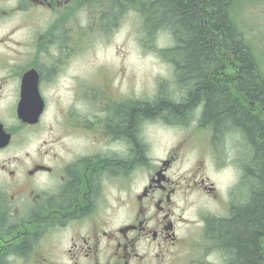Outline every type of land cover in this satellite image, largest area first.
Masks as SVG:
<instances>
[{
    "label": "flooded vegetation",
    "instance_id": "flooded-vegetation-1",
    "mask_svg": "<svg viewBox=\"0 0 264 264\" xmlns=\"http://www.w3.org/2000/svg\"><path fill=\"white\" fill-rule=\"evenodd\" d=\"M113 1L0 0V264H165L170 256L175 264H207L211 247L202 242L191 240L201 252L194 260L183 252L197 234L189 198L198 194L221 206L199 212L207 227L230 219L235 205L249 197L250 192L239 196L251 174L244 130L218 134L212 124L191 126L202 121L201 106L183 119L152 115L143 120L170 125L175 119L188 127L163 156L153 158L140 124L142 153L135 158L133 142L118 126V115L133 101L87 96L78 78L73 96L66 94L71 54L85 50L86 8ZM237 72L235 98L245 107L264 104L241 89L243 65ZM229 74L223 63L218 75L228 86L234 82ZM38 94L44 115L56 105L45 127L44 115L33 120ZM189 151L196 156L182 171L177 164ZM226 168L237 191L231 185L221 190ZM223 254L217 264L227 263Z\"/></svg>",
    "mask_w": 264,
    "mask_h": 264
},
{
    "label": "trees",
    "instance_id": "trees-1",
    "mask_svg": "<svg viewBox=\"0 0 264 264\" xmlns=\"http://www.w3.org/2000/svg\"><path fill=\"white\" fill-rule=\"evenodd\" d=\"M104 10L132 6L145 13V34L151 40L162 32L174 42L171 47L158 49L165 60L178 69L181 95L149 103H134L118 115V126L133 142V155L142 149L137 143L141 121L152 115L185 118L203 107L202 122L219 129L235 126L246 133L252 144L249 197L235 205L230 219L210 225L207 234L226 253V264H264V121L235 98L218 72L223 60L215 49L231 51L243 65L240 87L246 96L264 101V81L257 73L256 61L249 48L245 49L230 24L231 0H117ZM167 90L162 92L165 95ZM261 99V101H260ZM262 105V103H261ZM249 180L247 183H249Z\"/></svg>",
    "mask_w": 264,
    "mask_h": 264
},
{
    "label": "rangeland",
    "instance_id": "rangeland-1",
    "mask_svg": "<svg viewBox=\"0 0 264 264\" xmlns=\"http://www.w3.org/2000/svg\"><path fill=\"white\" fill-rule=\"evenodd\" d=\"M230 13H232V20L230 19ZM23 15L30 14L25 13ZM95 15L98 14L94 9L87 8L85 16H82L83 19H86V33L89 35H86L84 52L73 53L69 59V79L63 80V83L68 86L69 93H66L67 95L73 96L76 78L79 80V85L82 86L80 81L85 76L89 80H86V82L101 81L104 84L103 97L110 94L117 97L129 96L137 99L155 96L159 93L160 82L166 83L167 92L163 97L166 96L174 101L173 93L177 96L181 95L182 86L178 82H174L172 66L164 62L155 53L145 51L146 48L141 44L142 35L137 33V17H133L129 13L114 31L111 30L107 33L105 32L107 30H99L100 26L96 22L97 18H95L97 23L95 25L91 19ZM228 16L230 24L234 25V34L238 35L243 47L245 49L249 48L251 51L260 69L258 75L264 81V0H231ZM89 22L94 24H88ZM150 42L148 41V43ZM154 44L158 47H165L171 45L172 41L168 33H161ZM64 88L66 87L63 85L61 91H64ZM83 89L85 95L92 94L87 87L83 86ZM82 102H78L79 107L83 105ZM55 106L54 104L50 105L49 114L53 112ZM44 117L43 127L48 121V113ZM140 124H142L143 131L149 134L153 158L163 156L179 134L183 133L182 128L185 126L180 124L164 125L158 119L148 120L147 122L142 120ZM191 126H195V123H191ZM247 148V151L243 150V154L245 159L252 165L251 150L253 148L250 142L249 145L247 144ZM194 154L195 152L191 154L192 156L189 155L187 161L178 164L177 167L181 170L188 169L194 161ZM223 172L224 177L221 187L225 191L227 185L233 181V175L230 168L225 169ZM254 184L256 183L249 180V183L239 191V196L242 198L246 192H249L250 185ZM190 201L193 202L191 210L188 211L191 217L194 216V211L217 208L216 203L199 195H193ZM197 219H199V216ZM197 229L202 234L200 224L197 225ZM217 256L220 255L217 254ZM165 264H175L172 263V256L167 258Z\"/></svg>",
    "mask_w": 264,
    "mask_h": 264
},
{
    "label": "water",
    "instance_id": "water-1",
    "mask_svg": "<svg viewBox=\"0 0 264 264\" xmlns=\"http://www.w3.org/2000/svg\"><path fill=\"white\" fill-rule=\"evenodd\" d=\"M42 104H39L38 115L41 113Z\"/></svg>",
    "mask_w": 264,
    "mask_h": 264
},
{
    "label": "bare ground",
    "instance_id": "bare-ground-1",
    "mask_svg": "<svg viewBox=\"0 0 264 264\" xmlns=\"http://www.w3.org/2000/svg\"><path fill=\"white\" fill-rule=\"evenodd\" d=\"M234 7V6H233ZM237 8V7H236ZM234 11V10H233ZM60 34V33H59ZM231 126V125H230ZM143 145V144H142Z\"/></svg>",
    "mask_w": 264,
    "mask_h": 264
}]
</instances>
